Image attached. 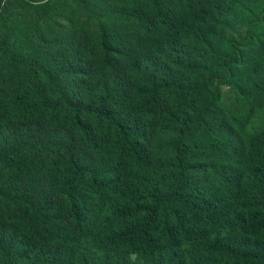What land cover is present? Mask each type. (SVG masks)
Returning <instances> with one entry per match:
<instances>
[{
	"label": "trees",
	"instance_id": "16d2710c",
	"mask_svg": "<svg viewBox=\"0 0 264 264\" xmlns=\"http://www.w3.org/2000/svg\"><path fill=\"white\" fill-rule=\"evenodd\" d=\"M0 264H264V0H0Z\"/></svg>",
	"mask_w": 264,
	"mask_h": 264
}]
</instances>
